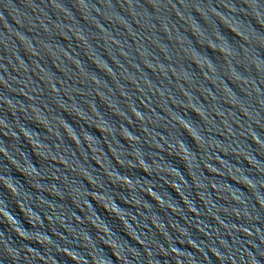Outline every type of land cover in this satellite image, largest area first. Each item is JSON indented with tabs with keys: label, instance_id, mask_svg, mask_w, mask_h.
Here are the masks:
<instances>
[{
	"label": "water",
	"instance_id": "95a60500",
	"mask_svg": "<svg viewBox=\"0 0 264 264\" xmlns=\"http://www.w3.org/2000/svg\"><path fill=\"white\" fill-rule=\"evenodd\" d=\"M0 130L46 264H264V0H0Z\"/></svg>",
	"mask_w": 264,
	"mask_h": 264
}]
</instances>
